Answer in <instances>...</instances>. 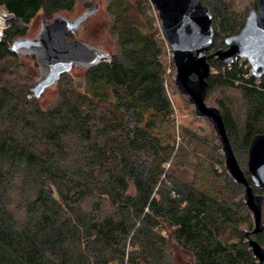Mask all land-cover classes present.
<instances>
[{"label": "trees", "instance_id": "16d2710c", "mask_svg": "<svg viewBox=\"0 0 264 264\" xmlns=\"http://www.w3.org/2000/svg\"><path fill=\"white\" fill-rule=\"evenodd\" d=\"M201 2L213 13L209 49L226 46L248 11L238 15L231 0ZM74 4L0 0L10 15L0 40V264H264L249 244L264 247V228L252 232L244 186L227 170L222 146L197 159L195 136L177 128L167 45L151 18L122 5L112 61L88 65L84 84L68 80L49 108L25 95L11 41L40 10L51 17ZM244 74L238 62L222 65L207 96L231 88L237 102L205 101L221 110L252 183L242 165L252 137L264 133V75ZM262 214L264 223V203Z\"/></svg>", "mask_w": 264, "mask_h": 264}, {"label": "water", "instance_id": "95a60500", "mask_svg": "<svg viewBox=\"0 0 264 264\" xmlns=\"http://www.w3.org/2000/svg\"><path fill=\"white\" fill-rule=\"evenodd\" d=\"M159 12L161 29L173 53L172 61L176 67L174 83L182 95L188 97L197 117H206L212 124L222 145L225 166L236 183L244 186V200L252 211L254 229L263 230L264 194L256 193L255 187L264 188V133H258L250 140L247 156V169L250 183L236 157L229 139L221 110L205 101L208 90V78L212 73L207 59V51L213 43L215 28L213 13L201 0H151ZM257 9L251 10L239 33L225 38L226 47L214 51L215 56L225 65H230L235 58L243 57L251 65L255 76L264 75V0H258ZM93 9H96L94 7ZM93 9L71 21L62 15L56 16L49 23L42 22L41 35L36 39L16 41L14 46L32 48L39 60L47 68L48 75L32 87L34 96L53 82L59 74L68 71L74 63L95 65L101 61H112V55L99 50H92L82 42L68 37ZM251 251L262 263L264 247L254 238L249 239Z\"/></svg>", "mask_w": 264, "mask_h": 264}, {"label": "rangeland", "instance_id": "374dc122", "mask_svg": "<svg viewBox=\"0 0 264 264\" xmlns=\"http://www.w3.org/2000/svg\"><path fill=\"white\" fill-rule=\"evenodd\" d=\"M235 6V11L239 14L243 12L249 13L254 6L256 0H231ZM122 5H125L127 13H133L140 16L143 20L145 17L151 18L153 23L160 28L161 36L165 39L163 31L161 29V19L159 12L151 0H75V4L70 10H61L57 14L51 17L46 16L41 10L28 22L22 23L23 31L17 35L11 44L17 39V41H23L26 39H36L41 35L42 22L49 23L58 15L73 21L76 18L82 16L85 12L93 9L79 24L70 30L71 39H76L86 45L92 50H99L102 52L114 55L118 52V45L116 40L115 29L118 22V10ZM4 13L5 16H4ZM0 14L3 15L6 22L2 30L1 38L3 37V31L9 26L10 15L5 9L0 6ZM239 32H236V34ZM0 38V40H1ZM221 39V37H217ZM167 53H166V89L170 96L174 108H175V119L176 125L179 131H185L187 134L195 136L197 142L192 141L191 145L195 146L196 157L203 159V152L208 151L214 147H221L220 140L216 137L215 131L212 124L207 120L206 117H197L194 113L193 105L188 101V97L182 95L174 83V76L176 74V67L172 61L173 53L170 50L168 42L166 41ZM226 47V46H224ZM221 48V47H220ZM216 48L208 49L212 55L209 57L211 61L212 73H217L219 68L229 66L221 63L219 59L213 53ZM235 62L239 63L240 68L245 72L244 76L248 77L251 74V65L245 58H235ZM231 63V64H233ZM230 64V65H231ZM218 67V68H217ZM87 66L80 63H74L72 67L61 74L46 85L37 96L36 100L43 108H49L53 106L59 96V90L62 88L68 80H72L74 84H84L86 78ZM11 69H15L18 80L23 84L25 89V95L33 94L32 87L42 79H45L48 75V70L44 64L39 60L37 52L32 48H21L17 49V57L13 60ZM65 74V76H63ZM239 80L235 81L236 85H241ZM237 87V86H235ZM84 89V87H83ZM207 96V95H206ZM228 97L237 102V95L235 89L229 88L227 91H223L221 88H215L211 91V94L207 96V103L212 105H218V101ZM182 136L178 138L181 141ZM221 149V148H220ZM218 153H222L224 161L223 150L218 149ZM197 157V159H198ZM201 161V160H200ZM243 168H247V155L244 160ZM225 164V162H224ZM219 171H221L220 165H217Z\"/></svg>", "mask_w": 264, "mask_h": 264}, {"label": "bare ground", "instance_id": "6f19581e", "mask_svg": "<svg viewBox=\"0 0 264 264\" xmlns=\"http://www.w3.org/2000/svg\"><path fill=\"white\" fill-rule=\"evenodd\" d=\"M6 13H4V16H5ZM5 18L3 17L2 14H0V38H1V34H2V30H3V27L5 25Z\"/></svg>", "mask_w": 264, "mask_h": 264}, {"label": "flooded vegetation", "instance_id": "af4514ba", "mask_svg": "<svg viewBox=\"0 0 264 264\" xmlns=\"http://www.w3.org/2000/svg\"><path fill=\"white\" fill-rule=\"evenodd\" d=\"M102 62V61H101ZM100 63V62H99Z\"/></svg>", "mask_w": 264, "mask_h": 264}, {"label": "built area", "instance_id": "2783aa9c", "mask_svg": "<svg viewBox=\"0 0 264 264\" xmlns=\"http://www.w3.org/2000/svg\"><path fill=\"white\" fill-rule=\"evenodd\" d=\"M246 60V59H245Z\"/></svg>", "mask_w": 264, "mask_h": 264}]
</instances>
